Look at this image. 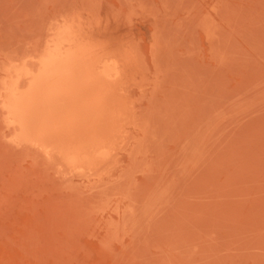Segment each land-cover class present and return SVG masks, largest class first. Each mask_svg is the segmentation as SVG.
Wrapping results in <instances>:
<instances>
[{"label":"rangeland","instance_id":"obj_1","mask_svg":"<svg viewBox=\"0 0 264 264\" xmlns=\"http://www.w3.org/2000/svg\"><path fill=\"white\" fill-rule=\"evenodd\" d=\"M75 10L99 42L128 35L155 129L65 174L0 111V264H264V0H0L1 89Z\"/></svg>","mask_w":264,"mask_h":264},{"label":"bare ground","instance_id":"obj_2","mask_svg":"<svg viewBox=\"0 0 264 264\" xmlns=\"http://www.w3.org/2000/svg\"><path fill=\"white\" fill-rule=\"evenodd\" d=\"M78 10L81 12L80 8ZM70 13V16L69 13L67 14L68 20L63 19L62 27V24H59L60 27H54L55 29L50 32L49 39L46 36L45 46L41 44L43 47L36 49L38 52H34V55L30 53L29 57L27 54V58L20 57L25 58L22 61L17 58L19 63L13 65L10 77L1 80L0 111L4 113V120L9 127L11 138L21 143L20 145L26 143L27 146L33 149L36 147L42 154H46L49 158L48 165L51 167L50 160L57 164L59 172L63 171L65 174L100 176L101 164L106 162L115 150L117 151L114 146L115 141L120 139L127 144L125 138L129 133L139 135L142 139L150 132L151 119L149 117L152 109H155L156 97L153 96L156 90L154 89L149 95L145 105L142 99L147 95L144 93L146 90H142L139 93L140 96H136L137 89L143 88L145 85L143 82L146 80L141 83L138 81L143 66L139 60L141 57H137L136 52L134 53L131 49L133 46L128 48L130 41L128 35L124 36V38H129L128 44L123 38L121 41L123 43L119 47H114L107 38L103 40L104 42H99V37L104 32L101 26H95L93 29L89 27L91 30H86L84 23L79 20L82 12L79 17L75 10L74 14H77V17L75 15L77 19L73 17L74 20L70 18L74 16L73 11ZM57 23L58 20L55 23L56 26ZM152 50L153 65L156 66L157 49ZM10 60L14 61V59ZM14 141L11 140L12 143ZM156 141L158 140L154 142ZM137 145L129 143L128 155L136 154ZM140 145L142 147V144ZM40 151L36 152L40 153ZM112 156L114 157L111 159L116 158L114 154ZM47 157H44L46 162ZM127 163L131 162L127 161ZM107 165L108 163L105 166ZM54 167L58 172L57 167ZM102 168L105 169V167ZM66 176L64 175L65 181L70 175ZM71 181L73 182V179ZM99 182L103 184L108 181L99 180ZM71 186L74 185L71 183Z\"/></svg>","mask_w":264,"mask_h":264}]
</instances>
